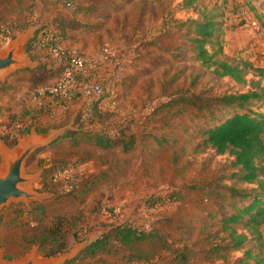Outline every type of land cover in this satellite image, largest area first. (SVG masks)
<instances>
[{"label":"rangeland","instance_id":"374dc122","mask_svg":"<svg viewBox=\"0 0 264 264\" xmlns=\"http://www.w3.org/2000/svg\"><path fill=\"white\" fill-rule=\"evenodd\" d=\"M178 1L0 0V31L10 27L15 37L31 29L34 34L24 53L35 64L16 67L0 77V142L14 149L33 128L64 129L56 141L32 152L24 165L27 174L40 173L29 186L46 196L11 200L0 209V221L4 217L0 224L2 260L16 261L32 252L52 260L77 249L66 264L107 227L130 219L141 227L157 228L180 246L186 255L183 261L162 248L157 239H149L135 245L150 257L148 261L129 259V248L123 245L117 253L71 264H244L237 260L244 248L210 255L197 250L208 243L202 238L200 221L215 206L206 190L218 175L229 171L224 165L231 157L217 155L211 148L196 149L202 125L212 118L196 115L192 104L171 101L183 95L214 96L251 86L171 54L177 45L192 44L181 38L180 30L166 33L161 28L164 15ZM203 5H216L229 15L222 33L224 57L264 65V0H199L174 15L196 17ZM252 17L257 20L252 22ZM176 27L180 26L176 23ZM44 28L55 33L66 53L95 56L111 48L133 54L125 64L104 74V93L99 98L80 94L64 102L40 95L39 87L53 84L61 73L57 67L60 56L42 43ZM6 44L0 43V49ZM186 47L174 52L193 55ZM94 133L109 136L113 145L104 148L90 141L86 134ZM162 134L172 135V147L159 148L154 135ZM131 135L136 144L125 150L123 137L130 139ZM175 137L183 141L176 143ZM62 167H67L66 173L59 172ZM151 195L162 198L147 206L145 199ZM35 201L45 206L44 214ZM104 206L121 207V213L108 217L102 212ZM60 216L65 218L69 245L46 254L33 238L39 233L38 223L43 218L42 223L50 225ZM262 232V242L255 246L256 252L264 253V224Z\"/></svg>","mask_w":264,"mask_h":264},{"label":"trees","instance_id":"16d2710c","mask_svg":"<svg viewBox=\"0 0 264 264\" xmlns=\"http://www.w3.org/2000/svg\"><path fill=\"white\" fill-rule=\"evenodd\" d=\"M198 1L179 0L164 15L162 30L166 33L180 30L181 38L189 44L192 43L187 45L188 47L177 45L171 49V54L181 59L196 61L216 75L229 76L238 83H249L251 88L227 91L214 96L183 95L171 101V104L181 102L192 104L196 115L212 118V122L208 120L202 125L200 129L202 137L195 146L196 149L211 148L217 155L228 154L231 157L224 165L229 171L218 175L206 190L215 201V206L207 210L204 213L205 218L200 221L202 238L208 243L207 247L197 250L210 255L221 250L244 248L243 253L237 257L238 261L244 264H264V253L256 252L255 246L256 243L262 242L264 224V65H257L249 59L232 61L223 56L225 48L222 33L229 15L224 10L218 11L216 5L213 7L203 5L196 17L183 18L174 15L177 9L190 8ZM88 8L90 7L85 9ZM176 23L180 27H176ZM46 30L44 28L42 33L45 34ZM37 36L32 38L31 43ZM44 46L48 48L47 45ZM184 47L190 48L193 55L185 56L182 53L178 55L174 52ZM168 48L165 47L164 50H169ZM64 65L63 61H59L57 67L61 72ZM250 74L252 76H249ZM180 125L186 127L182 123ZM27 130L30 131V128ZM38 130L46 131L41 127H38ZM186 131H189V128ZM86 135L90 141L101 147L108 148L113 145L109 136L99 133ZM154 136L159 148L173 146L172 135ZM175 139L176 143L183 141L179 137ZM135 144V135H131L130 139L123 137L125 150H130ZM161 198L151 195L145 199L146 205L154 206ZM35 203L38 211L44 214L45 206L38 201ZM3 220L2 215L0 224ZM42 222L43 218L38 223L40 230L33 237L34 241L39 242L46 254L66 249L69 240L65 218L60 216L50 225ZM149 239H157L162 248L175 254L180 260L186 256L180 251V246L168 241L157 228L147 229L134 224L130 219H125L107 227L100 235L88 241L75 259L66 264L75 261L85 262L103 253H117L123 245L129 248L127 254L129 259L148 261L151 260L150 257L137 250L135 245Z\"/></svg>","mask_w":264,"mask_h":264},{"label":"water","instance_id":"95a60500","mask_svg":"<svg viewBox=\"0 0 264 264\" xmlns=\"http://www.w3.org/2000/svg\"><path fill=\"white\" fill-rule=\"evenodd\" d=\"M32 37V30L21 31L10 39L6 46L0 49V77L19 66H34V60L24 53V46ZM64 129L50 132H39L33 128L30 135L21 139L14 149L0 142V209L11 200L42 199L46 192H38L30 188V183L36 180L39 172L27 174L24 170L26 159L36 149L56 140ZM77 249L65 253L52 260H44L32 252L16 261L7 262L0 258V264H64L76 255Z\"/></svg>","mask_w":264,"mask_h":264},{"label":"built area","instance_id":"2783aa9c","mask_svg":"<svg viewBox=\"0 0 264 264\" xmlns=\"http://www.w3.org/2000/svg\"><path fill=\"white\" fill-rule=\"evenodd\" d=\"M14 37L10 27H5L0 31V43H8ZM43 44L55 54L60 56V61L64 62V68L53 84L41 86L38 89L40 95H52L66 102H72L81 95L99 98L104 93L105 77L115 66H122L129 61L132 50L105 48L95 56H89L84 52L64 51L55 33L47 31L43 36ZM59 100V101H60ZM91 109V108H89ZM91 114V112H89ZM67 167L59 172L66 173ZM102 212L111 218L117 217L121 213V207L104 206Z\"/></svg>","mask_w":264,"mask_h":264},{"label":"crops","instance_id":"0c3cea01","mask_svg":"<svg viewBox=\"0 0 264 264\" xmlns=\"http://www.w3.org/2000/svg\"><path fill=\"white\" fill-rule=\"evenodd\" d=\"M255 19H256V17H252V18H251L252 22H254ZM256 20H257V19H256ZM55 21H58V20L55 19ZM28 30H31V29H28ZM26 31H27V30H26ZM32 34H34L33 31H32ZM29 40H30V39H29ZM29 40H28V41H29ZM38 131H39V130H38ZM39 132H42V131H39ZM43 132H46V131H43ZM59 137H61V135H60ZM59 137H58V138H59ZM58 138H57V139H58ZM57 139H56V140H57ZM56 140H54V141H56Z\"/></svg>","mask_w":264,"mask_h":264}]
</instances>
